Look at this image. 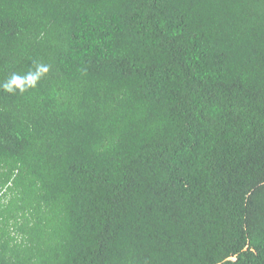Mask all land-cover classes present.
<instances>
[{"label": "trees", "instance_id": "obj_1", "mask_svg": "<svg viewBox=\"0 0 264 264\" xmlns=\"http://www.w3.org/2000/svg\"><path fill=\"white\" fill-rule=\"evenodd\" d=\"M0 264H264V0H0Z\"/></svg>", "mask_w": 264, "mask_h": 264}, {"label": "clouds", "instance_id": "obj_2", "mask_svg": "<svg viewBox=\"0 0 264 264\" xmlns=\"http://www.w3.org/2000/svg\"><path fill=\"white\" fill-rule=\"evenodd\" d=\"M41 70L46 72L47 68H42ZM37 79L38 75L31 73L26 77H21L14 74L11 79L3 85V89L9 93H13L16 89H19L21 92H23L25 90V83H27L29 86H35Z\"/></svg>", "mask_w": 264, "mask_h": 264}]
</instances>
